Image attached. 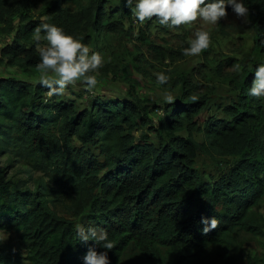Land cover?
<instances>
[{
  "label": "trees",
  "instance_id": "1",
  "mask_svg": "<svg viewBox=\"0 0 264 264\" xmlns=\"http://www.w3.org/2000/svg\"><path fill=\"white\" fill-rule=\"evenodd\" d=\"M107 2L0 0V33L14 31L0 61L37 69V44L46 43L36 40L42 17L84 42L104 26L123 30L122 9H107ZM245 2L264 57V0ZM151 48L165 57L161 46ZM121 71L127 73L126 64ZM253 76H242L237 94L221 106L224 116L213 119L202 116L204 93L183 76L167 80L163 87L180 86L173 101L159 106L156 122L148 107L158 106L136 95L95 94L80 102L49 97L38 82L0 78V156L7 155L0 165V231L17 232L25 249L19 260L0 243V264H83L90 245L103 249L77 239L78 223L108 231L109 264H264V97L248 94ZM198 152L233 162L205 180L194 166ZM13 167L24 176L9 174ZM203 217L218 223L205 232ZM251 241L261 249L246 253Z\"/></svg>",
  "mask_w": 264,
  "mask_h": 264
},
{
  "label": "rangeland",
  "instance_id": "2",
  "mask_svg": "<svg viewBox=\"0 0 264 264\" xmlns=\"http://www.w3.org/2000/svg\"><path fill=\"white\" fill-rule=\"evenodd\" d=\"M105 6L107 9H122L123 13L120 14L124 29L114 31L109 26H104L100 33H93L92 39L85 42L93 50L100 51L105 60L96 72L97 85L88 89L81 81H76L68 85L64 92V96L68 99L85 102L93 95L100 94L105 99L124 100L131 94L136 95L148 106H158L151 110L148 107V117L156 122L163 114L159 106L163 101L168 100L167 97L175 94L180 86L169 84V87H163L156 79L155 73L164 71L169 76L168 81L183 76L187 85L192 84L198 92L204 93L207 96L208 107L202 116L213 119L224 116L221 106L229 104L237 94L242 76L248 72L251 76L254 75L252 71L256 65L264 62L262 53L255 45L253 29L248 20L237 17L231 9L227 11V16L221 18L215 25H210L198 17L190 25L169 27L160 25L155 17L146 19L143 24L139 23L132 15V6L127 0H108ZM201 26L210 29L209 47L200 54L185 55L182 49L188 46L189 38L194 34L195 29ZM13 34L14 31L8 34L0 33V49L9 42ZM43 44L45 42L40 43ZM152 44L159 45L165 50L163 59L155 56L151 50ZM6 59L7 57H4L3 61H0V78L37 83L38 69L12 65L7 63ZM124 64L127 65L125 75L121 71ZM236 64L241 65L239 71L234 68ZM106 65H109L110 70L104 73L101 68ZM135 132L139 134L138 129ZM177 133L187 134L186 130H178ZM192 134L197 141H203L202 133L192 132ZM261 137L264 139V131ZM6 158L7 155L0 156V165L5 164ZM232 162L231 156L214 159L205 152H198L194 166L203 178L208 180L229 168ZM9 174L16 177L24 176L18 167L11 168ZM260 210L264 213V194ZM0 234L7 237L0 243L6 244L10 254L19 257L20 260L25 249L18 233L0 231ZM256 246H258L256 241L249 242L245 246V252H250ZM258 249H261V246H258Z\"/></svg>",
  "mask_w": 264,
  "mask_h": 264
},
{
  "label": "clouds",
  "instance_id": "3",
  "mask_svg": "<svg viewBox=\"0 0 264 264\" xmlns=\"http://www.w3.org/2000/svg\"><path fill=\"white\" fill-rule=\"evenodd\" d=\"M127 3L132 6V15L139 23L143 24L146 19L155 17L160 25L169 27L190 25L198 17L210 25H215L227 16V6L245 21L249 13L245 0H127ZM41 20L36 28V40L43 39L46 43L37 44V82L47 88V95H63L67 86L76 81H81L88 89L94 88L98 83L96 72L105 60L102 53L93 50L89 44L62 26L49 22L48 17H42ZM210 41V29L198 27L189 38L188 46L182 51L189 56L200 54L209 47ZM234 68L239 71L241 65L236 64ZM252 72L254 76L248 94L252 97H264V62L258 63ZM155 76L160 83L169 79L164 71L155 73ZM167 99L173 101L175 98L169 96ZM202 220L205 232L218 223L215 217H203ZM76 235L82 241L91 239L103 249L98 251L95 246L90 245L83 256V264H109L107 249L113 248V244L105 228L78 223ZM6 238L0 234V241Z\"/></svg>",
  "mask_w": 264,
  "mask_h": 264
}]
</instances>
